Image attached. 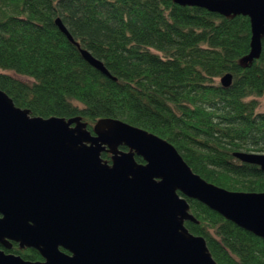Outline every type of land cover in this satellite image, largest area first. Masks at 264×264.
<instances>
[{
	"label": "trees",
	"instance_id": "trees-1",
	"mask_svg": "<svg viewBox=\"0 0 264 264\" xmlns=\"http://www.w3.org/2000/svg\"><path fill=\"white\" fill-rule=\"evenodd\" d=\"M59 18L112 78L84 59ZM252 37L249 17L174 0H0V89L33 117H81L90 131L116 119L146 130L206 181L263 193L264 171L234 156L264 154V36L261 57L245 63ZM228 74L233 81L224 87ZM102 158L111 163L108 152ZM188 202L198 223L186 227L206 239L218 264H264L263 239ZM7 253L43 261L18 245Z\"/></svg>",
	"mask_w": 264,
	"mask_h": 264
},
{
	"label": "water",
	"instance_id": "water-1",
	"mask_svg": "<svg viewBox=\"0 0 264 264\" xmlns=\"http://www.w3.org/2000/svg\"><path fill=\"white\" fill-rule=\"evenodd\" d=\"M174 2L249 17L252 51L243 62L261 57L264 0ZM56 24L90 65L111 77L60 18ZM232 81L228 74L222 84ZM234 156L264 171V154ZM188 199L264 240V192L206 181L173 144L146 130L116 119H102L90 131L81 117H33L0 89V245L10 250L16 242L43 258L26 261L0 249V264H218L206 239L186 227L198 223Z\"/></svg>",
	"mask_w": 264,
	"mask_h": 264
},
{
	"label": "flooded vegetation",
	"instance_id": "flooded-vegetation-1",
	"mask_svg": "<svg viewBox=\"0 0 264 264\" xmlns=\"http://www.w3.org/2000/svg\"><path fill=\"white\" fill-rule=\"evenodd\" d=\"M16 245H18L19 247H20V245L18 244V243H16V242H13V248L12 249H10V250H7V249H5L2 245H0V249H2V250H4L6 253L8 252V251H11V250H13L14 249V247L16 246ZM1 246H2V248H1ZM21 248V247H20ZM21 249H32V248H21ZM8 254H12V253H8Z\"/></svg>",
	"mask_w": 264,
	"mask_h": 264
},
{
	"label": "rangeland",
	"instance_id": "rangeland-1",
	"mask_svg": "<svg viewBox=\"0 0 264 264\" xmlns=\"http://www.w3.org/2000/svg\"><path fill=\"white\" fill-rule=\"evenodd\" d=\"M259 111L260 112H264V98L260 99V108H259Z\"/></svg>",
	"mask_w": 264,
	"mask_h": 264
}]
</instances>
